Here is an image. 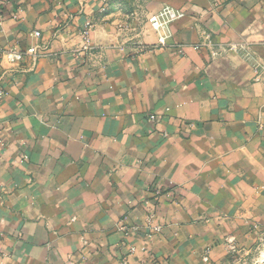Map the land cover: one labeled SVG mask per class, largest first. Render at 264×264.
I'll use <instances>...</instances> for the list:
<instances>
[{
  "label": "crops",
  "instance_id": "obj_1",
  "mask_svg": "<svg viewBox=\"0 0 264 264\" xmlns=\"http://www.w3.org/2000/svg\"><path fill=\"white\" fill-rule=\"evenodd\" d=\"M0 4V264H247L264 241V0ZM166 6L183 16L160 46Z\"/></svg>",
  "mask_w": 264,
  "mask_h": 264
},
{
  "label": "built area",
  "instance_id": "obj_2",
  "mask_svg": "<svg viewBox=\"0 0 264 264\" xmlns=\"http://www.w3.org/2000/svg\"><path fill=\"white\" fill-rule=\"evenodd\" d=\"M2 11H3V7H2V4H0V17L2 15ZM182 16H183V13L181 11H179L173 7H170V6H166L159 13L153 15L150 18L149 21H150L151 27L153 28V30L157 34V39H158L157 45L165 46V45L169 44V41L172 37V32L170 30V24L173 21L181 18ZM86 27H87V29L84 33L86 35V44L83 47L85 50L89 49V47H90V38H89L90 32L89 31L93 27V22L88 21L86 23ZM40 35H41V32H39V31L34 32V36L40 37ZM195 48L199 49L200 47H199V45H197ZM142 50L143 51L147 50V47H143ZM230 50L233 53L244 57L246 60L251 61L253 63V65L256 66V68L259 69L261 67L260 63H258V60H257V58H256V56H255V54H254L253 50L251 49V46L248 42L242 41V42L232 43L230 45ZM45 51H46V45L38 43V44L31 46L25 52H22V51L17 50V49H11L9 52V55L11 57V61L13 63H15V62H21L22 59L25 57V55H28L34 59H37ZM212 55L214 57H216L218 54H217V52H214V53H212ZM6 94H7L6 90L4 89V87L2 85H0V100L2 98H4L6 96ZM152 118L155 119L154 116H152ZM153 192L156 195L160 194V190L158 188L153 189ZM152 220L153 219H150V221H148V225L150 227H152V229L155 233H160L162 231V226L161 225L153 226ZM118 229L123 231L124 234L128 235L132 231L137 230V227H135V226L130 227L124 221H121L118 224ZM133 250H134V248L130 247V252H132ZM123 262H124V264L125 263L127 264L125 259L123 260Z\"/></svg>",
  "mask_w": 264,
  "mask_h": 264
},
{
  "label": "rangeland",
  "instance_id": "obj_3",
  "mask_svg": "<svg viewBox=\"0 0 264 264\" xmlns=\"http://www.w3.org/2000/svg\"><path fill=\"white\" fill-rule=\"evenodd\" d=\"M247 264H264V241L261 240L259 245L255 246Z\"/></svg>",
  "mask_w": 264,
  "mask_h": 264
}]
</instances>
